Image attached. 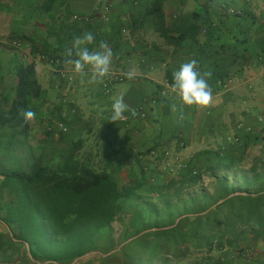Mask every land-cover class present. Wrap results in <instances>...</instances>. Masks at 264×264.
Instances as JSON below:
<instances>
[{"label": "crops", "instance_id": "crops-1", "mask_svg": "<svg viewBox=\"0 0 264 264\" xmlns=\"http://www.w3.org/2000/svg\"><path fill=\"white\" fill-rule=\"evenodd\" d=\"M106 5L112 7L108 22L101 18ZM223 5L241 15L229 16ZM86 32L95 37L90 50L108 42L114 54L110 73L125 78L124 87L114 86L111 96L104 95L103 83L81 79L65 63L66 46ZM13 40L22 42L23 53L39 46L60 55L72 78L65 82L54 67L37 60L38 76L47 71V80L34 101L35 119L24 124V138L32 134V141L22 139L21 145L38 165L55 164L83 140L81 154L93 161L98 154L91 149L102 150L101 164L112 177L123 170L152 177L160 162L173 173L172 165L182 172L188 164L216 165L214 157L242 158L252 138L264 137V0H0V44ZM191 59L201 71L212 72L211 88L228 77L234 78L232 87L213 91L207 109L185 107L172 92L154 104L164 83H172V72ZM132 70L136 75L130 80L126 74ZM3 82L1 72L0 95L7 94ZM114 94L130 109L143 108L145 117L130 114L125 124L109 121ZM0 111L10 117L0 127L12 133V119L20 115ZM111 151L114 158H105Z\"/></svg>", "mask_w": 264, "mask_h": 264}, {"label": "trees", "instance_id": "trees-1", "mask_svg": "<svg viewBox=\"0 0 264 264\" xmlns=\"http://www.w3.org/2000/svg\"><path fill=\"white\" fill-rule=\"evenodd\" d=\"M41 49L34 47L33 60L12 63L14 72L3 74V86L16 93L11 115L32 110L41 98L40 56L62 60ZM82 148L77 141L55 164L0 169V264H73L86 255L76 264H248L262 254L264 179L238 178L242 169L233 158H217L213 166L226 174L213 177V191L197 164H188L178 177H158L146 196L144 171L133 184L120 185Z\"/></svg>", "mask_w": 264, "mask_h": 264}, {"label": "rangeland", "instance_id": "rangeland-1", "mask_svg": "<svg viewBox=\"0 0 264 264\" xmlns=\"http://www.w3.org/2000/svg\"><path fill=\"white\" fill-rule=\"evenodd\" d=\"M13 41H19V40H13ZM10 42V41H9ZM9 44V43H8ZM7 44V45H8ZM1 45V44H0ZM7 45H1L0 47V64H2V70H0V73L2 72V74L6 75V70L7 72H14V68L10 67V64L12 63H18L21 60L26 61V60H33L31 59L29 56H31V54H27V53H23L22 50H16L13 49L11 46H7ZM5 67V68H4ZM3 68L5 69V71L3 70ZM7 68V69H6ZM10 68V69H9ZM48 73L47 71H44V75ZM41 76L39 77V82L42 85V87L44 88L45 84H46V77L45 76ZM47 76V74H46ZM7 78V77H6ZM7 80H5V85H8V83L6 82ZM10 84V82H9ZM124 85H119L118 88H123ZM5 88V87H4ZM7 90V94L3 93L0 95V107L1 110L4 111H10V107L11 104L13 102V100L16 97V93L15 92H10L11 89L10 88H5ZM11 93H13L11 95ZM3 96V97H2ZM9 96H12V98H10ZM117 98V96H115V94L113 95V102L114 99ZM63 99L65 101L66 98L65 96H63ZM24 110H22L23 112ZM22 112L20 114V117L18 118H13V124L15 125H11V130L12 133H9L8 131L10 130L8 127H0V169L3 168H22V169H26V170H31L33 167H40L42 165H38L36 160H34V158H32L30 155H32V151H28L26 148L22 147L21 145V140L25 139L26 144L28 143L27 141H32V134L31 136L28 135L26 136L25 134V138H24V130H25V119L22 115ZM1 119H0V123L2 122L3 124L9 123L7 121V117L10 118L9 116H7L6 112H2L0 111ZM17 117V116H15ZM20 129V131H19ZM14 131V132H13ZM21 131L23 132V134L21 133ZM27 137V140H26ZM94 154H98L95 159L93 160V162L95 164H99V162L101 161V153L102 150L100 151H95L93 149H91ZM31 153V154H30ZM35 153H37V151H35ZM100 154V155H99ZM244 157L242 158H237V159H233L234 165H239V167H241L242 170H238V174L236 173V176L239 177H249V178H253L257 175H260V177H262V180L264 179V170L262 168L261 163L264 162V137L260 136L257 140L252 141V144L250 143L249 148L247 149V154L243 155ZM228 158H231L230 156ZM216 164L220 163V161L214 157L213 159ZM231 159H227L221 162H227L229 163ZM46 161V160H42L41 162ZM214 163V162H213ZM197 168L199 170H201V172L203 173V176L206 177V181H207V185L205 186V188L209 191H213L214 189V185H213V177H221L223 176L225 173V171L221 168L217 169L215 168V166H213L212 164H209L208 162H203V163H198L197 164ZM169 167L168 165L165 164V162H160L159 165L156 164V166L154 167L155 170V175L152 177H147L145 174H143V179L145 181V187L142 189V193H144V195L146 196H150L151 195V191H152V185H153V181H156L157 178L159 177H163V179H167L168 177H178L179 176V172L181 170V167H179L178 165L173 166L172 167L175 169V171L173 173H170L168 170L165 171L164 168ZM238 167V168H239ZM228 174H232L231 172H228ZM114 179L120 184H133L135 182V180L137 179V177H140L141 175H137V177H132L131 175L128 176V174H126V172H124V170L122 172L118 171V172H114L113 174ZM210 181V182H209ZM152 182V184H151ZM130 219V216L125 217L126 223H128ZM114 230H115V237H119L121 232H122V225L120 222L116 221L113 224ZM261 246V245H260ZM260 253L262 254H254L255 256H253L251 259V261L248 264H264V257L262 256L264 254V250L261 251ZM257 255V256H256ZM233 264H247L246 262L242 261V260H235L233 261Z\"/></svg>", "mask_w": 264, "mask_h": 264}, {"label": "clouds", "instance_id": "clouds-1", "mask_svg": "<svg viewBox=\"0 0 264 264\" xmlns=\"http://www.w3.org/2000/svg\"><path fill=\"white\" fill-rule=\"evenodd\" d=\"M95 37L91 32H86L82 36L73 39L71 46H66L64 57L66 65L71 66L72 71L83 79L89 77L91 84H102L105 77L110 73L113 60V52L107 41H100L95 50H90L88 45L92 44ZM90 74V76H89ZM128 79L135 78V71H129ZM212 72L201 71L196 59H191L180 64L177 70L172 72L171 92L179 98V102L188 108L207 109L213 104V91L208 83ZM131 116L138 115L135 109H130L124 103L123 96L117 97L112 103L111 122L127 119L126 112ZM22 115L26 122L35 119L36 113L32 110H25ZM183 117H181L182 119Z\"/></svg>", "mask_w": 264, "mask_h": 264}, {"label": "built area", "instance_id": "built-area-1", "mask_svg": "<svg viewBox=\"0 0 264 264\" xmlns=\"http://www.w3.org/2000/svg\"><path fill=\"white\" fill-rule=\"evenodd\" d=\"M223 10L226 12V14H228L229 16H239L241 15V12L236 11L235 9H233L232 7L228 6V5H223L222 6ZM112 12V7L111 5H106L104 7V9L101 11V18L105 21L108 22L110 15ZM80 21L83 22H92L93 18H79ZM203 34H206L205 32H203ZM9 46H11L13 49L16 50H21L22 49V42L21 41H12L9 43ZM39 61L43 62V63H48L49 65H51L52 67L55 68L56 73L58 74L59 78L64 80L65 82H72V78L68 75L67 70L64 69L63 67V63L61 59H57V58H51L49 56H40ZM125 81V78L122 75L116 74V73H109V75L107 77H105L104 82H103V92L104 95L106 97L111 96L112 92H113V87L119 84H122ZM234 83V78L233 77H228L226 79H220L217 81V83H215L212 87V91H215L217 89L223 90V91H227L229 90L232 85ZM170 85L171 83L169 81H166L164 83V88L163 90L160 92V96L158 97L157 100H153L152 102L154 104H156L158 102L159 99H163L165 97H170L172 95L171 93V89H170ZM66 100H68V95L65 94L64 95ZM138 115H140L141 117H145L144 114V110L143 108H139L136 110ZM131 113H125V116L127 117V119L119 121L120 123H127L129 120V115ZM60 129L65 133L67 132V128H65L64 126H60ZM170 154L166 153L165 158L169 159ZM167 168H165V170H167Z\"/></svg>", "mask_w": 264, "mask_h": 264}, {"label": "water", "instance_id": "water-1", "mask_svg": "<svg viewBox=\"0 0 264 264\" xmlns=\"http://www.w3.org/2000/svg\"><path fill=\"white\" fill-rule=\"evenodd\" d=\"M28 255H29V257L31 258V260H33V261L35 262V260L33 259V257H32V255H31L30 251H28ZM87 256H89V255H86V256H84V257H82V258L77 259L73 264H76L79 260H81V259H83V258H85V257H87Z\"/></svg>", "mask_w": 264, "mask_h": 264}]
</instances>
